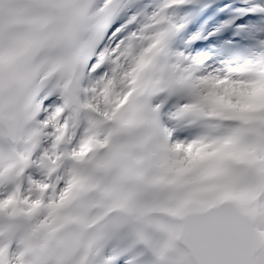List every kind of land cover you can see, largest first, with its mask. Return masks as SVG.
I'll list each match as a JSON object with an SVG mask.
<instances>
[{"label":"snow or ice","instance_id":"snow-or-ice-1","mask_svg":"<svg viewBox=\"0 0 264 264\" xmlns=\"http://www.w3.org/2000/svg\"><path fill=\"white\" fill-rule=\"evenodd\" d=\"M195 3L0 0V264H264V0Z\"/></svg>","mask_w":264,"mask_h":264},{"label":"rangeland","instance_id":"rangeland-1","mask_svg":"<svg viewBox=\"0 0 264 264\" xmlns=\"http://www.w3.org/2000/svg\"><path fill=\"white\" fill-rule=\"evenodd\" d=\"M176 48H185L184 46H182V47H176ZM211 56V55H210Z\"/></svg>","mask_w":264,"mask_h":264},{"label":"bare ground","instance_id":"bare-ground-1","mask_svg":"<svg viewBox=\"0 0 264 264\" xmlns=\"http://www.w3.org/2000/svg\"><path fill=\"white\" fill-rule=\"evenodd\" d=\"M170 47L174 48L172 44L170 45Z\"/></svg>","mask_w":264,"mask_h":264}]
</instances>
